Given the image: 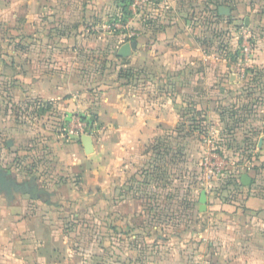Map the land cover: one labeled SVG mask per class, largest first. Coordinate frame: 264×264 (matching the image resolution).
<instances>
[{"label": "crops", "instance_id": "crops-1", "mask_svg": "<svg viewBox=\"0 0 264 264\" xmlns=\"http://www.w3.org/2000/svg\"><path fill=\"white\" fill-rule=\"evenodd\" d=\"M263 3L166 0L165 5L150 4L145 23L138 7L130 5L129 28L114 31L105 28L106 22L120 14L122 0H0L5 36L29 39L28 45L8 44L3 49L14 58L9 67L24 71L10 81L12 88L23 90L17 99L8 100L38 98L55 107L59 120H69L67 129L80 120L94 133L89 154L82 134L67 138L65 130L54 141L38 143L43 157L25 171L37 175L38 192L0 193V264H264V160L232 152L224 173L203 187L201 174L185 171L194 158L192 165L199 172L207 155L200 150L188 157L183 135L198 131L180 126L178 111L183 101L202 110L198 117L213 124L223 111L215 104L239 100L245 68L237 58L226 62L220 54L226 57L235 49L239 25L252 30L263 20ZM220 7L228 14L220 13ZM125 33L134 39L120 44L116 53L125 43H135V48L117 69L174 76L122 84L115 72L88 86L69 76L56 77V70L69 65L55 60L75 56V39ZM34 38L50 39L51 44L32 49ZM217 40L232 45L229 51L209 52ZM100 48L97 52H109ZM4 109V120L12 119L11 106ZM90 114L93 124H88ZM2 128L16 131L20 126L5 121ZM258 131L264 135V130ZM261 136L252 146L240 144L233 150L262 152ZM172 137L181 141L176 151L185 159L182 163L157 159L162 150L172 157L166 145ZM156 166L161 167V179ZM142 169L147 171L138 177ZM242 175L248 176L247 184ZM160 181H167L163 190L158 189ZM181 181L170 191L171 182ZM172 197L180 204L161 203Z\"/></svg>", "mask_w": 264, "mask_h": 264}, {"label": "rangeland", "instance_id": "rangeland-1", "mask_svg": "<svg viewBox=\"0 0 264 264\" xmlns=\"http://www.w3.org/2000/svg\"><path fill=\"white\" fill-rule=\"evenodd\" d=\"M127 1L130 3L127 6L125 19L123 21L121 20L120 11V14L116 16V18H112L106 22L107 26L105 28L114 31H117V29L126 30L129 28L126 18L131 15L130 5L132 0ZM260 9L263 13V20L260 21L256 28H252V32L256 35L255 51L253 54L256 55V57L253 56L252 59L256 60V62H251L248 66H245L244 88L241 92L239 100L233 101L232 99H225V101L215 104L219 110L221 109L224 111H222V115L218 121L212 124L210 121L206 120L207 122L204 124L206 131L197 132L196 134L189 133L184 137L186 153H188L189 158L191 156L195 157V153L197 152V154H199L198 152H200V150L205 152L207 156L212 153L224 161V171L226 169V162L232 152H235L239 156L243 154L242 156H251L256 159L257 156L258 158L261 156L260 160H264V150L262 152H260V150L252 152L250 150L248 151L246 148H242V150H233L232 147L245 143L252 146L254 142L257 141L258 137L261 136L259 135L260 132L258 130H264V3ZM146 18V9H143V13H140V20L145 23ZM240 26L241 25H239V27ZM3 28L4 27L0 24V170L5 171L7 173V178L14 180L18 185L29 184L32 185V187H28V189L18 192L14 190H11L10 192L0 190V193L10 194L20 192V194L22 193L27 195L29 191L32 193L38 192V187H36L35 183L37 175L35 174V176L25 172L27 171V166L38 164V160L43 157L38 154V143L42 144L46 143V141H54L56 134H58V132L63 133L66 128L65 125L70 122H68L69 120L67 122L59 120V116L56 114L54 109L55 107L52 106V104L49 106L46 103L38 102V98L19 103H12L8 100L10 96L17 99V95L21 93V90H23L22 87L15 89L12 88L10 81H12L13 77L24 71L18 70V67H14V69L9 67V61L14 58L12 55L6 53L4 54L3 49H5L8 44L15 46L28 45L29 39H26L25 37L11 39L5 36ZM223 29L224 28H221L222 33L227 32V30ZM227 33H229V31ZM132 36L133 35L125 33L123 36H112L106 37L105 39L90 38L84 42H77L79 39H75V44L79 43V45H75L77 47L75 56L71 54H64L63 56L65 58L55 60L56 62H62V65H69V68H60L59 70H56V77L60 80L69 76L76 79V81H81L84 86H88L97 83L107 75L115 74V72L117 74V68L121 63L116 60L117 57L120 58V56L116 54L117 48L120 44L132 40ZM33 40H36L37 42L32 49L36 48L38 45L51 44L49 42L50 39H48L47 42H42L38 38H34ZM68 41L69 40H67V42ZM71 43L72 40L71 42H68V45H72ZM236 43L237 39H235L232 44L233 48L236 47ZM232 45L223 44L222 41L217 40V42H214L211 46H209L211 49L209 52L212 51V48L218 50L220 49V52L226 51L227 48H231L230 46ZM100 47L104 49L103 51L109 52H97V49ZM230 53L233 52L230 50ZM24 55L25 54L23 53L22 57ZM28 55L29 54L25 57H28ZM60 56L62 55H54L53 58H59ZM220 56H222L226 62H231L236 58L231 55H226V57H224L220 54ZM4 63L7 64V67H5ZM26 72L27 75H31L34 70H27ZM47 72H50L48 68ZM225 74L227 75V73ZM10 106L13 118L9 119L6 117L7 120H4L3 110H5V107L6 109H9ZM89 119L90 123L93 124L94 121L91 120V117ZM5 121L15 122V124L20 126V128L16 131L8 130L4 132L2 125ZM76 123L77 121L74 123V130L76 128ZM89 127L90 125H87V130L83 134L93 136L94 133ZM63 136H66L67 138L70 137V135L68 136L66 133L63 134ZM73 136L78 138V136ZM261 137H264V135ZM7 141H13V143H11L10 146H7ZM180 142L181 141L177 138H168L166 145L172 149L173 155L171 157L166 150H162V153L160 155L158 154L160 156L157 157L158 160L160 162L169 161V163L171 162L173 164L182 163L185 159L181 158V154H177L176 151L178 143ZM238 146L236 149H238ZM193 159L194 158L187 161L188 164L189 162L191 163V166H188L185 173L195 176V174H201L202 172H197L195 166L192 165ZM156 174L157 177H159L158 179H161L162 172H157ZM166 182L167 181H160L158 189L163 190V187L166 186ZM170 184V191H172L173 187H176L177 189V186L182 185L183 182H171ZM163 202L168 206H177L180 204L179 199L175 197L165 199L164 201L162 200L161 203Z\"/></svg>", "mask_w": 264, "mask_h": 264}, {"label": "built area", "instance_id": "built-area-1", "mask_svg": "<svg viewBox=\"0 0 264 264\" xmlns=\"http://www.w3.org/2000/svg\"><path fill=\"white\" fill-rule=\"evenodd\" d=\"M165 2L166 0H132L131 5L134 8L138 7V12L143 13V9H146L147 11V8L150 6V4L157 6L158 4L163 5ZM235 35L237 43L235 49L232 52L235 53L238 64L246 68L245 66H248V64H250L252 61V57L255 51L256 35L252 32V30L248 29L243 25H241L236 30ZM73 128H66V133H68V135L78 136L86 132L87 125L79 120L76 123L75 130ZM200 167V171L202 172L201 185L203 187L209 186L210 181L220 177L224 173V161L219 159L216 155L212 153L209 156L205 157Z\"/></svg>", "mask_w": 264, "mask_h": 264}, {"label": "trees", "instance_id": "trees-1", "mask_svg": "<svg viewBox=\"0 0 264 264\" xmlns=\"http://www.w3.org/2000/svg\"><path fill=\"white\" fill-rule=\"evenodd\" d=\"M130 2L127 0H122V10H121V20L123 21L125 19V14L127 13V6L129 5ZM134 39V38H133ZM231 56L236 57L235 53H230ZM116 60L119 62L123 63V59L117 57ZM148 77L152 79H156L158 81H162L163 79L171 78L174 76V74L170 73H164V74H148L147 70L145 69H133V68H122L120 67L117 72V79L122 83V84H131L134 83L136 80L140 78L146 79ZM163 88V87H160ZM180 108L178 109L179 114H180V122L179 125H187L189 129L192 127L197 130L198 132H203L206 131L205 128V123L207 122L204 117H198V115H202V110H196V109H191L189 108L188 104L186 105L185 102L181 101L180 102ZM197 116V117H196ZM91 120L95 121L94 115L90 114ZM90 124V121L88 122ZM201 129V130H200ZM190 132L186 130L185 134L183 137H185L187 134ZM159 154V150L157 152ZM158 159V158H157ZM155 170L158 172L161 171V167L156 166ZM147 169H142L138 173V177L144 176L146 173ZM25 189H22L23 191Z\"/></svg>", "mask_w": 264, "mask_h": 264}, {"label": "water", "instance_id": "water-1", "mask_svg": "<svg viewBox=\"0 0 264 264\" xmlns=\"http://www.w3.org/2000/svg\"><path fill=\"white\" fill-rule=\"evenodd\" d=\"M219 12L222 14H228V9L225 7H220ZM135 48V43H125L123 44L118 52L116 53L120 57H127L130 54L131 49ZM84 152L89 154L92 152V137L89 134H82L80 136ZM242 182L247 184L249 178L247 175H242L241 177ZM28 187H32L29 184H22L18 185L14 180L7 178V173L3 170H0V190L4 192H10L11 190L14 191H21L22 189H28ZM201 198H204V192L201 194Z\"/></svg>", "mask_w": 264, "mask_h": 264}, {"label": "flooded vegetation", "instance_id": "flooded-vegetation-1", "mask_svg": "<svg viewBox=\"0 0 264 264\" xmlns=\"http://www.w3.org/2000/svg\"><path fill=\"white\" fill-rule=\"evenodd\" d=\"M30 188V187H29ZM30 190V189H29Z\"/></svg>", "mask_w": 264, "mask_h": 264}]
</instances>
